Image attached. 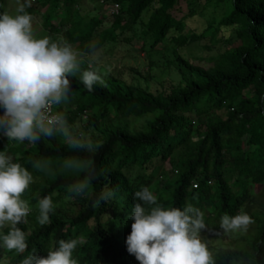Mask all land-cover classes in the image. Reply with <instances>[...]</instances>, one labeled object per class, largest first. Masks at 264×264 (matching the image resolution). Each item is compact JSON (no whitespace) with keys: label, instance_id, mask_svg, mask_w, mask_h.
Listing matches in <instances>:
<instances>
[{"label":"trees","instance_id":"16d2710c","mask_svg":"<svg viewBox=\"0 0 264 264\" xmlns=\"http://www.w3.org/2000/svg\"><path fill=\"white\" fill-rule=\"evenodd\" d=\"M83 1L31 0L26 12L34 36L63 38L85 55L104 46L114 53L134 41L150 54L159 46L175 51L203 42L211 51L224 35L231 40L215 56L181 60L186 70L180 69L179 83L164 93L118 77H101L103 86L88 91L69 74L67 97L53 112L64 114L69 136L98 142L96 150L71 147L59 131L20 143L0 129V151L33 177L22 194L31 211L17 225L27 248L19 254L0 249V264L46 256L59 240L69 239L78 240L77 264H139L127 253L125 238L139 203L134 192L142 187L164 208L191 205L203 213L206 227L199 235L213 264H264V0H203L200 11L188 0H93L100 7L92 13H83ZM182 3L188 5L185 13L179 10ZM11 4L0 0V12ZM114 6L116 12L108 13ZM198 13L208 19L195 33L186 20ZM77 118L84 122L81 133L69 125ZM66 161H90L91 167L69 169ZM85 175L91 178L87 191L70 193L69 185ZM108 191L110 198L93 207ZM46 195L53 210L49 223L40 225L36 204ZM239 213L251 220L243 234L231 237L219 229L222 215Z\"/></svg>","mask_w":264,"mask_h":264},{"label":"clouds","instance_id":"9594fccd","mask_svg":"<svg viewBox=\"0 0 264 264\" xmlns=\"http://www.w3.org/2000/svg\"><path fill=\"white\" fill-rule=\"evenodd\" d=\"M14 14L0 12V129L10 141L36 142L41 135L51 136L55 131L65 135L70 146L96 150L100 145L91 139L84 141L69 136L63 113L49 115L50 106L67 97V76L79 70V53L63 40L49 37L36 38L32 17L26 12L31 0H16ZM80 82L88 90L103 86L100 76L92 70L80 72ZM39 168V161L33 162ZM65 167L86 170L90 161H66ZM90 176L69 185L73 195L84 194L90 185ZM29 171L0 151V249L19 254L27 248L25 233L17 227L25 221L30 206L22 194L32 183ZM104 192L93 202L98 207L110 198ZM136 203L129 219L133 221L125 238L126 251L139 264H213L206 244L200 239L205 229L203 213L191 205L183 209L164 208L147 188L134 192ZM38 224L49 223L53 210L51 196L38 199ZM251 223L246 213L220 217L219 229L224 233L245 231ZM8 227L5 234L2 229ZM78 240H59L46 256L30 254L21 264H77L73 252Z\"/></svg>","mask_w":264,"mask_h":264},{"label":"rangeland","instance_id":"374dc122","mask_svg":"<svg viewBox=\"0 0 264 264\" xmlns=\"http://www.w3.org/2000/svg\"><path fill=\"white\" fill-rule=\"evenodd\" d=\"M188 1H195L197 4V10H201L203 0ZM11 2L12 4L8 6L7 11L9 14L13 13L17 6L16 0H11ZM99 7V1L93 2V0H84L82 2L81 10L83 13H92L94 9H99ZM187 7V3H182L179 7V10L181 13H185ZM110 10L108 13H110ZM143 15L144 16L142 20L145 23L148 19L149 11ZM38 19V17H35L37 22H39ZM207 19V16L201 17L198 13L194 17L188 18L186 20V26L188 30L199 33L205 27ZM229 35L230 34H226L221 37L222 41L219 42L220 44L216 45L215 47L212 46L213 49L211 51H206L204 49V46H211L207 42L192 44L175 51L171 48V45H166L168 48H162L159 46L150 54L140 51L141 41H134L130 44V46L128 45L127 47L124 45H118L114 53L113 50L109 48V46H104L102 50L90 55L80 54L78 57L79 70L72 74L80 79L81 71L92 70L95 71L100 76V78L118 77L124 80L128 85H131L135 88L146 90L153 94L160 92L164 93L168 91L171 86L179 83L180 76L178 72L180 69L186 70L184 65L181 63V60H184L185 62H193L196 61L197 58L215 56L217 52H222L226 47V43L231 40ZM71 47L74 50L73 46ZM83 123L84 122H81L77 118L74 119L73 123H69V125L72 126L73 131L76 133H81ZM139 123H141V121ZM254 188L255 191L260 189L259 186H255ZM5 230H8L7 226L2 229L3 232ZM244 232L245 231H238L235 233L229 232L226 233V235L235 237L237 235L243 234Z\"/></svg>","mask_w":264,"mask_h":264},{"label":"built area","instance_id":"2783aa9c","mask_svg":"<svg viewBox=\"0 0 264 264\" xmlns=\"http://www.w3.org/2000/svg\"><path fill=\"white\" fill-rule=\"evenodd\" d=\"M116 9H117V6H114V8L110 11L111 13H114L116 12ZM53 105L50 106V109H49V115H54L55 113L53 112Z\"/></svg>","mask_w":264,"mask_h":264}]
</instances>
